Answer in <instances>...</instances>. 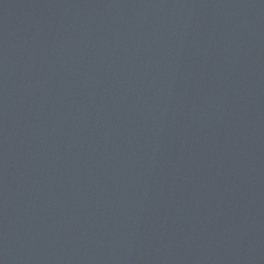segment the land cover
Wrapping results in <instances>:
<instances>
[{"label": "water", "instance_id": "1", "mask_svg": "<svg viewBox=\"0 0 264 264\" xmlns=\"http://www.w3.org/2000/svg\"><path fill=\"white\" fill-rule=\"evenodd\" d=\"M0 264H264V0H0Z\"/></svg>", "mask_w": 264, "mask_h": 264}]
</instances>
